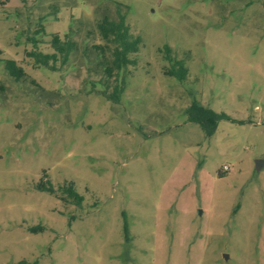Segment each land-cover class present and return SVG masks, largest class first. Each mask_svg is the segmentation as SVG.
Segmentation results:
<instances>
[{"label":"rangeland","instance_id":"1","mask_svg":"<svg viewBox=\"0 0 264 264\" xmlns=\"http://www.w3.org/2000/svg\"><path fill=\"white\" fill-rule=\"evenodd\" d=\"M118 14L141 44L108 77ZM0 264H264V0H0Z\"/></svg>","mask_w":264,"mask_h":264},{"label":"trees","instance_id":"2","mask_svg":"<svg viewBox=\"0 0 264 264\" xmlns=\"http://www.w3.org/2000/svg\"><path fill=\"white\" fill-rule=\"evenodd\" d=\"M99 36L105 42L106 46H110L109 58L107 57V63L105 66L106 74L111 76L113 73L120 72L126 67L134 66L135 61L129 59V56L136 54L139 51L141 38L139 36H132L130 29L125 22L124 15L118 14L117 20H110L107 16H104L97 24ZM32 45L36 46L37 42L34 39L31 40ZM51 47L54 52L52 53H40L34 49L26 52V56L31 58L35 65L43 66L56 70V64H64L67 61L68 54L76 50V45L71 42L70 39L65 37L64 40H60L57 36H52L50 41ZM96 49L102 50L103 47H97ZM167 53L166 59L171 63L170 68L164 73L166 76L175 77L179 81H184L188 71L182 62V60H175L171 58L170 49L164 48ZM4 70L13 77L15 81H19L24 78L25 73L22 68L17 66L13 60L4 61ZM105 88L107 85L104 86ZM123 91V86L119 85L107 95V98L113 102L119 100L120 92ZM189 121L199 124L200 128L206 135H210L215 130L216 122L221 119H226L224 115L218 116L208 109H204L200 104L194 101L190 107ZM41 190H48L53 193L52 187H39ZM62 192L67 196L70 202L74 205H80L83 200L70 185L63 186Z\"/></svg>","mask_w":264,"mask_h":264},{"label":"water","instance_id":"3","mask_svg":"<svg viewBox=\"0 0 264 264\" xmlns=\"http://www.w3.org/2000/svg\"><path fill=\"white\" fill-rule=\"evenodd\" d=\"M262 165H263V161L257 160L255 162V168H256L255 171H259V169H261Z\"/></svg>","mask_w":264,"mask_h":264}]
</instances>
